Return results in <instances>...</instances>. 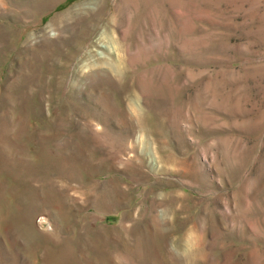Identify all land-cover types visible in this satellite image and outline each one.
I'll return each instance as SVG.
<instances>
[{"label":"rangeland","instance_id":"1","mask_svg":"<svg viewBox=\"0 0 264 264\" xmlns=\"http://www.w3.org/2000/svg\"><path fill=\"white\" fill-rule=\"evenodd\" d=\"M0 264H264V0H0Z\"/></svg>","mask_w":264,"mask_h":264}]
</instances>
